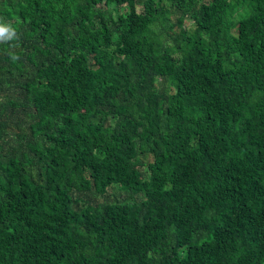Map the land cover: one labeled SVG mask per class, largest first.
I'll list each match as a JSON object with an SVG mask.
<instances>
[{"label":"trees","instance_id":"trees-1","mask_svg":"<svg viewBox=\"0 0 264 264\" xmlns=\"http://www.w3.org/2000/svg\"><path fill=\"white\" fill-rule=\"evenodd\" d=\"M0 264H264V0H0Z\"/></svg>","mask_w":264,"mask_h":264},{"label":"rangeland","instance_id":"rangeland-1","mask_svg":"<svg viewBox=\"0 0 264 264\" xmlns=\"http://www.w3.org/2000/svg\"><path fill=\"white\" fill-rule=\"evenodd\" d=\"M100 5H102V2L100 3Z\"/></svg>","mask_w":264,"mask_h":264}]
</instances>
